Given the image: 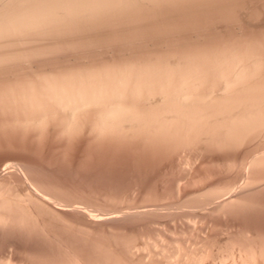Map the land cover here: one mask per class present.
Listing matches in <instances>:
<instances>
[{
  "label": "bare ground",
  "instance_id": "obj_1",
  "mask_svg": "<svg viewBox=\"0 0 264 264\" xmlns=\"http://www.w3.org/2000/svg\"><path fill=\"white\" fill-rule=\"evenodd\" d=\"M244 2L0 0V264H264V22ZM50 129L83 140L79 183L13 154ZM165 219L180 235L152 238Z\"/></svg>",
  "mask_w": 264,
  "mask_h": 264
},
{
  "label": "rangeland",
  "instance_id": "obj_2",
  "mask_svg": "<svg viewBox=\"0 0 264 264\" xmlns=\"http://www.w3.org/2000/svg\"><path fill=\"white\" fill-rule=\"evenodd\" d=\"M245 1L246 2H244L242 4H239V6L236 7L235 12H236V15L238 16L237 18H241L244 21L245 20H251L254 23H262V22H264V11H261V10L257 9V6H258L257 2L258 1L257 0H245ZM251 11L257 13L258 18H256L257 17L256 16L253 19H251L249 17V14H248ZM258 11H259V13H258ZM219 24L221 25V27L223 29L227 28V25H224V23L221 22ZM231 27H236V25L234 24V26H231ZM106 48L108 50H112L113 49V47L97 46V47H95V50H96V52H104ZM81 52H85V51H81ZM79 54L80 53H76V55L68 54L65 57L67 59H73L74 57L76 58ZM60 59H63V57H60ZM70 61H72V60H70ZM24 65H31V63H26L25 62ZM46 135H47V138L41 144L36 143L35 140H33L31 138V136L22 137V136H19V135H12L11 137H9V139L11 140V143L14 145V147L16 149H19V148L24 149V151H25L24 153L21 152L22 155L19 152H15L13 154L15 156H17V157L21 156V158H23L25 160L37 162V163L41 164L43 167H45L47 169H53V171H55L54 173L57 174V175H61V170L63 168V169H65L67 171L66 180L69 183H71V182H72L71 184L79 183L80 179L82 178V174H83V170H82V168L80 166V163H79L80 159H81V156H82V153H83V148H84L83 140H77L75 143H72V144L68 145V144H65L64 141H61V140H59L58 138L55 137V133H54L53 129H50L47 132ZM0 141H1V144H0V157H1L2 155L5 154V147H3L4 142H5L4 138H2ZM63 152H64V154L66 156V160H67V165L66 166H60V164H59V157H60V155H62ZM75 177H78V178H75ZM179 219H178V221H177V219L175 220L176 224L173 222L174 220L172 221L173 223L171 221H169V220L167 221V219H165L162 222L164 223L165 221H167V223H170V225L172 224L171 226L169 225V227H172V228H173V224H174L175 225L174 228L176 230H179L180 228H187L188 225H187L185 219L181 218V220H180V222L183 225H185V226H183L179 222ZM165 225L167 226V228L165 226V229H167V230H165L163 228V226L162 225L160 226L159 224H153V226L152 225L148 226L149 227V231H150L149 234L152 236V238H156L157 237V235H156L157 231L162 233L163 236H165V238L168 241H171L174 236L180 235L179 232H174V233L170 232V230H172V228H168V225L166 224V222H165ZM176 225H177V228H176ZM177 233H179V234H177ZM190 236L191 235L189 234V232L186 231V233H184L183 236L182 235L179 236V240H181L182 244L187 243V244H192L193 245V239ZM181 237L183 239H181ZM171 247H172V244H171Z\"/></svg>",
  "mask_w": 264,
  "mask_h": 264
}]
</instances>
